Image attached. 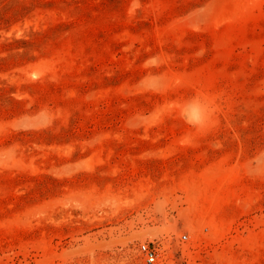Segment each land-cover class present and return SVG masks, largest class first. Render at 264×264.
<instances>
[{"label":"rangeland","instance_id":"1","mask_svg":"<svg viewBox=\"0 0 264 264\" xmlns=\"http://www.w3.org/2000/svg\"><path fill=\"white\" fill-rule=\"evenodd\" d=\"M142 242L264 264V0H0V264Z\"/></svg>","mask_w":264,"mask_h":264},{"label":"built area","instance_id":"2","mask_svg":"<svg viewBox=\"0 0 264 264\" xmlns=\"http://www.w3.org/2000/svg\"><path fill=\"white\" fill-rule=\"evenodd\" d=\"M183 239L187 235L182 236ZM139 251L144 259L145 264H159V247L155 242H142L139 245Z\"/></svg>","mask_w":264,"mask_h":264},{"label":"clouds","instance_id":"3","mask_svg":"<svg viewBox=\"0 0 264 264\" xmlns=\"http://www.w3.org/2000/svg\"><path fill=\"white\" fill-rule=\"evenodd\" d=\"M202 120H203V113L201 112V114H200V120L196 121L195 123L198 124V123L202 122Z\"/></svg>","mask_w":264,"mask_h":264}]
</instances>
